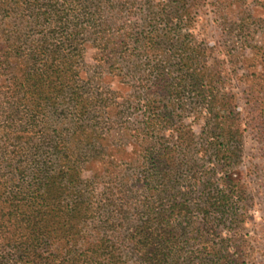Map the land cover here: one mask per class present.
Returning a JSON list of instances; mask_svg holds the SVG:
<instances>
[{"label": "trees", "instance_id": "1", "mask_svg": "<svg viewBox=\"0 0 264 264\" xmlns=\"http://www.w3.org/2000/svg\"><path fill=\"white\" fill-rule=\"evenodd\" d=\"M25 1L35 12V25L43 4ZM81 1L61 11L56 7L59 0H46L45 14L51 20L41 43L28 53L16 41L10 46L23 72L2 93L5 101L0 102V243H5L0 246V264H175L180 258L190 263L193 239L210 251L212 264H239L238 254L221 246L206 247L214 240L224 241L220 221L229 219L237 205L234 199L241 196L233 172L223 171L227 189L202 186L203 203L190 198L196 186L201 187L197 181L187 184L185 197L176 201L173 175L184 157L188 165L198 159L171 141L162 142L158 115H151L145 127L137 129L146 146L135 154L130 168H120L121 175L114 171L115 149L104 141L115 120L102 117L111 94L103 96L95 90L112 73H118L123 83L138 76L141 89L145 83L141 74L150 72L155 74L151 82L158 86L159 74L170 59L154 54L144 61L142 54L130 50L134 44L155 50L161 42L132 39L104 22L102 11L112 0ZM86 44L94 47L93 55L87 54ZM10 49L2 56V70L10 65ZM189 60L199 63L197 55ZM192 70L186 81L198 96L216 101L218 92L200 90L208 75ZM162 81L171 94L169 101L177 100L180 91L170 81ZM238 114L234 110L223 114L220 132L210 137L218 166L228 168L238 158L234 144L241 142ZM41 125L43 135L35 132ZM97 161L103 164V173L87 174ZM216 169V163L209 167L208 179ZM98 185L104 186L99 193ZM217 212L218 225L211 215ZM234 221L231 216L229 222Z\"/></svg>", "mask_w": 264, "mask_h": 264}, {"label": "rangeland", "instance_id": "2", "mask_svg": "<svg viewBox=\"0 0 264 264\" xmlns=\"http://www.w3.org/2000/svg\"><path fill=\"white\" fill-rule=\"evenodd\" d=\"M3 1L0 0V102L5 101L2 93L23 72L10 46L16 41L25 53L32 51L41 43L44 28L51 20L46 18V0H37L43 8L35 25V12L28 2ZM76 1L59 0L56 7L61 11H65V7L72 9ZM112 3L102 11L101 19L110 23L116 32L128 33L132 39L161 42L155 50L144 44L141 47L134 44L130 50L142 54L144 61L154 54L170 59L164 72L159 74L158 86L151 82L155 74L150 72L141 74L145 81L141 89L136 82L138 76L123 83L118 73H112L105 75L106 84L95 90L103 96L111 94L108 95L110 101H106L109 107L104 109L102 117L115 120L111 134L104 141L115 149V165L120 167L115 166L114 171L121 175L120 168H130L128 164L135 154L146 146L140 142L144 135L140 136L137 129L145 127L151 115H158L160 124L157 127L161 128L162 142L171 141V145L198 159L197 164L188 165L184 157L173 175L177 185L173 196L176 201L183 200L186 185L196 181L201 187L197 189L196 186L190 198L198 204L204 201V184L214 190L227 189L223 181L227 178L224 177L226 170L233 172L238 191H241L240 198L234 199L237 205L229 213V219L225 216L220 221L224 241L217 239L206 243V247L221 246L227 253L238 254L239 264H264V0H180L177 3L172 0H112ZM80 6H84L82 1ZM86 47L88 55L95 53L93 46L86 44ZM9 49L13 57L9 58L6 70H2L1 62ZM196 55L199 63L187 61ZM182 58L185 59L181 61ZM197 68L200 75L207 74L209 78L201 81L200 90L218 92L216 101L198 96L195 87L186 81L192 69ZM162 80L170 81L180 91L177 100L169 101L171 94ZM230 110L239 113L237 126L241 142L234 141L238 158L227 168L218 166L210 137L220 132L221 116ZM1 116L0 108V119ZM231 127L235 128V123ZM38 130H42V125ZM38 130L35 132L43 135L44 131ZM145 138L149 135L145 134ZM202 154L206 155L205 160ZM213 163L217 164V169L212 179H208L207 170ZM168 170L169 164L165 165V171ZM103 171V164L97 161L90 164L86 173L101 174ZM103 187L98 185L97 192ZM211 215L218 225V212ZM231 216L236 220L233 223L229 222ZM195 220L200 221L198 215ZM189 251L192 254L190 263L180 258L175 264H212L211 253L202 241L191 240Z\"/></svg>", "mask_w": 264, "mask_h": 264}]
</instances>
